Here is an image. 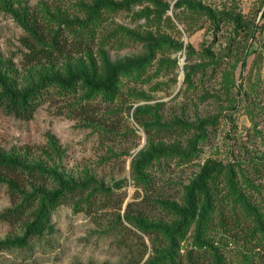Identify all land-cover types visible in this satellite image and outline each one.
Wrapping results in <instances>:
<instances>
[{"label": "rangeland", "instance_id": "1", "mask_svg": "<svg viewBox=\"0 0 264 264\" xmlns=\"http://www.w3.org/2000/svg\"><path fill=\"white\" fill-rule=\"evenodd\" d=\"M112 1L131 4L102 14L90 48L74 53L68 45L74 50L71 57L27 65L29 29L43 27L54 36L66 22L84 19L79 7L92 0H0V91L7 86L24 91L44 78L67 79L71 73L103 75L104 59L116 64L145 56L150 33L163 41L141 73L120 77L112 102L78 103L54 88L30 120L0 108V152L21 155L31 165L55 166L73 182L91 177L113 189L109 196L100 193L92 210L85 204L79 209L61 204L52 216V234L25 248L0 246V264H129L132 259L144 264L169 244L135 228L126 215L176 227L181 218L171 206H186L188 188L214 162L222 166L209 183L215 206L204 240L220 250L227 264H264V0H159L168 8L148 0ZM191 3H201L205 10ZM147 11L163 16L147 18ZM41 43L39 49L52 47ZM179 44L183 48L177 51ZM189 46L195 52L191 59ZM189 67L197 69L187 80ZM139 107L152 109L149 124L157 123L158 113L159 127L148 132L134 115ZM51 137L59 144L60 158L45 153ZM155 150L165 152L144 169L150 184L141 186L133 163ZM171 151L181 156L172 158ZM25 184L28 190L35 185ZM203 196L197 194L199 201ZM19 203L7 186L0 187V244L24 232L29 214L23 221L2 218ZM195 235L192 225L181 243L184 264ZM202 260L212 263V253L207 251Z\"/></svg>", "mask_w": 264, "mask_h": 264}, {"label": "trees", "instance_id": "2", "mask_svg": "<svg viewBox=\"0 0 264 264\" xmlns=\"http://www.w3.org/2000/svg\"><path fill=\"white\" fill-rule=\"evenodd\" d=\"M131 1L132 4L142 2V0ZM145 1L146 0H144V2ZM148 1L158 7L164 6L168 8V5L166 6V4L159 0ZM130 4L129 1L124 4L116 3L112 0H92L91 4L87 5L83 3L79 7L80 10L85 12L84 19L76 18L75 20H71V22H66L59 28V31L54 36L45 33L43 27H39L37 29L38 31L29 29V37L24 41L27 49L30 50V52L25 55L27 65L48 63L63 56L71 57L73 56L74 50V53L86 51L87 48H90L91 45L96 42L97 29L100 28V24L103 20L102 14L115 12ZM180 5L181 3L178 4V6ZM190 5L194 8L205 10L201 3H191ZM210 13L213 14L211 11ZM151 14H158L159 18L163 16L159 11H147L145 16L149 18ZM238 21H240L239 18ZM218 26L219 21L216 22V27ZM138 37L139 40L145 41L140 34H138ZM160 40L150 33L147 43V52L145 56L137 60L113 64L107 58L104 59L105 73L103 75L95 73L99 77L95 74L89 76L83 73H71L67 79L44 78L35 87L24 91L13 90L7 86V88H3L0 91V108H2L7 115L14 116L20 120H30L34 117L42 104L43 98L49 96V94L53 92L51 89L54 88L58 89V93L60 94L76 98L78 103L83 101L86 102V104H90L91 101H95L98 98H101L104 102H112L121 84L120 77L127 75L131 76L135 73L137 74V72L141 73L146 66L150 65L155 60L157 53L161 51L163 41ZM69 41H71L72 44ZM41 42H51L52 47L39 49L38 47L42 45ZM68 45H71L75 49L70 50L67 48ZM176 48H179L177 51L182 50L183 44L176 45ZM188 50V57L191 59L195 52L192 46H189ZM208 53L210 56H213L210 50ZM196 69L197 67H189V71L191 72L187 74V80L191 78ZM2 78V75H0V81ZM77 96H79V98H77ZM151 113L152 109L141 107L137 108L134 113L136 119L140 121L141 124L145 125L148 132L151 131L152 126L156 125L155 127H159L158 125L160 123V118L157 116L158 113L154 115L157 119L156 124L146 123V117ZM162 127L163 126H160V128ZM177 127L183 131L185 130L183 123L177 124ZM167 128L173 129V127H166L163 129ZM200 129L205 140V129L203 126ZM195 144H197V142L191 144V156L189 160L195 150ZM50 152L57 158L62 156L59 144L54 137L49 139L48 150L45 153L51 157ZM161 152V150H155L150 154L143 153L141 154V159L133 163L137 184L149 186L150 179L144 169L150 165L151 160L158 158L159 156L157 155ZM164 152L165 151H163L162 154H164ZM169 154H171L172 158H174V155L181 156L180 153L176 151H171ZM181 160L183 162L184 159L182 158ZM33 164L34 165L28 164L26 158L21 155H9L0 152V187L3 185L7 186L9 192L17 201H20L15 208L10 209L2 218L8 221L9 219L13 220L17 217L21 218L23 221V218L26 217L27 214H29L28 218H30L24 223L23 234L17 238H9L3 241L0 244L2 248H25L36 238H40L46 234H52L54 232L52 216L55 210L63 203L73 205L76 209H79L85 204L87 209L92 210L97 204V198L100 193L106 196L113 194V189L106 188L104 184H99L94 178L88 177L80 181V183L73 182L59 173L55 166L49 168L40 162ZM221 166L222 165L216 162L211 164L207 163L202 168L196 181L188 188L186 206H171L181 218L176 227L169 228L160 221L154 222L149 221L145 217L126 215L125 219L135 228L148 236H156L155 240L160 236L169 244L167 248L156 251V257L154 256L144 264H184L183 255H181L180 252L181 243L186 239V233L192 225H195L196 237L194 240V247H191L185 255L187 264H227L223 255L220 254V250L216 249L208 240H204L206 239L205 232L209 229L211 222L209 220V213L212 207L215 206L214 202L211 200L212 192L209 183L214 176L213 174L218 170L220 171ZM234 176L235 174L233 173L230 177V182L232 179L234 180ZM31 181H33L35 185H32V188L28 190L29 187L27 188L28 185L25 183L30 184ZM46 182L52 183V188L43 185ZM116 187H119V184H116ZM235 189V187L231 189V193L234 195L237 194L235 193ZM197 194H204L203 199L200 197L199 201ZM240 200H243V197H240ZM244 207L247 211V204H244ZM25 220H27V218ZM207 251L212 253V263H205V261L202 260ZM250 262L251 260L247 261L249 264ZM141 263L140 260L138 261L136 259H132L129 262V264Z\"/></svg>", "mask_w": 264, "mask_h": 264}]
</instances>
